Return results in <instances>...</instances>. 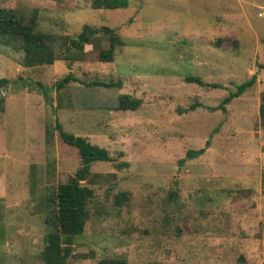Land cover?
<instances>
[{
  "label": "rangeland",
  "instance_id": "obj_1",
  "mask_svg": "<svg viewBox=\"0 0 264 264\" xmlns=\"http://www.w3.org/2000/svg\"><path fill=\"white\" fill-rule=\"evenodd\" d=\"M0 8L25 22L34 15L36 29L55 37L53 62L32 67L20 41L0 37V78L9 80L0 90V264H44L55 187L81 166L55 119L113 159L93 162L81 181L93 197L65 264H264V0H128L122 9L0 0ZM84 24L123 41L112 61L98 60L109 47L102 32L82 56L65 58L71 45L62 41ZM68 74L75 80L57 91ZM123 93L140 99L136 110L114 108Z\"/></svg>",
  "mask_w": 264,
  "mask_h": 264
},
{
  "label": "trees",
  "instance_id": "obj_2",
  "mask_svg": "<svg viewBox=\"0 0 264 264\" xmlns=\"http://www.w3.org/2000/svg\"><path fill=\"white\" fill-rule=\"evenodd\" d=\"M91 5L96 9H122L128 6V0H91ZM100 32L108 35L109 47L107 49H99L97 53L98 60L102 62L112 61L115 47L123 45V41L114 33L112 28L107 26L93 27L87 24L82 26L81 31L74 38L62 41L65 46L71 45L67 47L65 58L74 60L79 55L82 56L84 52H82L81 46L85 43H91V38ZM0 37L7 40L12 38L20 41L23 63L27 67L51 64L53 62L55 37L48 32H40L36 29L34 15L30 22H25L13 10L0 8ZM261 66L264 67V63ZM73 80L75 78L68 74L61 81L55 83L54 88L59 91ZM185 81L197 83L204 87H218L215 83H206L198 76H187ZM254 81L255 75L239 84L236 91L230 93L229 97H226L224 101L228 102L231 97L240 95L252 86ZM8 83V79L0 78V90ZM89 84L105 88H120L122 82L119 80L114 82L94 80ZM3 100L4 98H1V103ZM139 105L140 99L134 98L128 93H123L118 95L114 108L122 111L136 110ZM51 108L52 112H55V107L51 106ZM261 112H264V105L261 106ZM54 129L63 143L77 150L81 166L67 182L60 183L55 187L54 206L50 208L54 222L51 224V231L44 237V247L40 258L44 264H65L71 254L74 237L83 232L88 217L86 203L93 197L92 189L82 184L81 181L90 173V167L93 162H111L113 159L106 148L91 143L86 137L64 131L58 119L54 121ZM203 151V148L188 149L185 158H195L202 154ZM183 161L182 159L179 162L182 163ZM124 164L117 163L116 167L121 168ZM116 201H120L119 196L116 197ZM97 264H127V262L123 258L104 257Z\"/></svg>",
  "mask_w": 264,
  "mask_h": 264
}]
</instances>
